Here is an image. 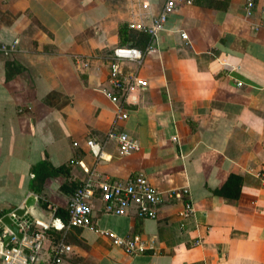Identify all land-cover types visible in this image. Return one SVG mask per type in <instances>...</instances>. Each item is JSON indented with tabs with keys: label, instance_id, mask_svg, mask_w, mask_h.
Returning <instances> with one entry per match:
<instances>
[{
	"label": "crops",
	"instance_id": "crops-1",
	"mask_svg": "<svg viewBox=\"0 0 264 264\" xmlns=\"http://www.w3.org/2000/svg\"><path fill=\"white\" fill-rule=\"evenodd\" d=\"M164 1L0 0V42L15 47L0 53V210L33 194L47 209L24 214L48 220L66 211L90 172H143L164 194L155 219L104 213L96 194V227L138 234L151 247L130 255L97 232L70 228L62 264H264V0H253L249 16L245 0L177 7L138 69L146 87L129 95L128 117L115 122L117 105L101 91L105 56L141 48L147 35L130 24H148ZM122 69L127 76L135 64ZM113 125L139 150L120 155L116 142L103 144ZM91 138L103 144L101 157L86 145ZM41 161L47 175L39 180L31 169ZM231 174L237 181L216 193ZM184 187L194 205L186 221L178 215L186 196H168Z\"/></svg>",
	"mask_w": 264,
	"mask_h": 264
},
{
	"label": "built area",
	"instance_id": "built-area-1",
	"mask_svg": "<svg viewBox=\"0 0 264 264\" xmlns=\"http://www.w3.org/2000/svg\"><path fill=\"white\" fill-rule=\"evenodd\" d=\"M191 3L192 0H165L160 12L148 24H130V29L144 32L148 36V42L143 48L123 45L115 47L106 54L107 83L101 87V91L117 105L115 122L128 117L125 104L129 95L139 89H144L147 85V82L138 76V69L145 56L155 50L153 42L158 32L164 27L177 7L187 6ZM253 5V0H245L243 6L245 15L252 14ZM258 30L260 27L256 25L255 31ZM180 36L187 39L185 32H181ZM14 51V45L0 42V53L10 55ZM127 61L134 63L135 69L125 76L122 65ZM80 63L84 67L88 66L87 60L80 59ZM237 84L241 85V82ZM110 140L116 142L120 155L130 154L140 148L135 138L127 132L117 130L114 125L107 131L103 144ZM173 140H177V137L174 136ZM103 144L92 138L86 140V145L96 157L102 156ZM73 145L77 146L78 142L73 141ZM71 163L79 164L80 161L72 159ZM96 176L90 172L86 179L74 188L66 205V221L54 216V212L50 214L48 220H43L25 214L18 217L12 210L8 214L22 234L21 238H18L1 222L0 218V264H62L64 257L71 250L70 245L65 242V233L70 228H86L97 232L109 238L113 245L120 247L130 255L141 253L147 247H151L138 234L120 236L111 230L96 227L92 216V202L96 194H99L102 203L101 210L104 213L155 219L158 207L164 200L163 192L152 185L143 172H137L123 179H97ZM262 184L264 186V176ZM174 195L186 196L183 206L178 212L181 220L186 221L194 212L188 188L174 189L168 193L170 197ZM49 230L60 232V237L51 240L52 235ZM10 236L11 238L4 245V241Z\"/></svg>",
	"mask_w": 264,
	"mask_h": 264
},
{
	"label": "trees",
	"instance_id": "trees-1",
	"mask_svg": "<svg viewBox=\"0 0 264 264\" xmlns=\"http://www.w3.org/2000/svg\"><path fill=\"white\" fill-rule=\"evenodd\" d=\"M120 33H121V36L123 40H126L125 38V27L121 26L120 27ZM148 42V36L145 38L144 40V43L143 45L141 46V48H143ZM132 46H137V45H134V44H131ZM122 46V45H121ZM46 166H47V163L44 162V161H41L40 163H38L36 166H33L32 169H31V173L33 175V177H35L36 179H42V176L44 175H47L45 172V169H46ZM53 170V168H51ZM60 169V168H59ZM49 174V173H48ZM237 181V177L235 175H229L228 176V179L226 181H224L216 190L215 192L216 193H219V194H224L226 193V189H227V186L231 183V181ZM239 184V183H237ZM62 188L64 189V186H62ZM239 191V190H238ZM238 194V192H237ZM42 207L44 209H47V204L45 202H42L41 203ZM6 212H8V210H5V209H2L0 210V218L2 217L3 214H5ZM54 216L56 217H60L63 221H66L67 219V214H66V211L64 210H61V209H56L54 211ZM50 234L53 236L54 235V238L55 239H58V237H60V232L58 231H54V230H49ZM55 232V233H54Z\"/></svg>",
	"mask_w": 264,
	"mask_h": 264
},
{
	"label": "water",
	"instance_id": "water-1",
	"mask_svg": "<svg viewBox=\"0 0 264 264\" xmlns=\"http://www.w3.org/2000/svg\"><path fill=\"white\" fill-rule=\"evenodd\" d=\"M30 207H37L40 211H43L42 205L39 203L38 199L35 195L30 194L26 200L24 201V204L22 207H17L13 210V213L18 216L22 217L26 210ZM1 222L18 238H21L22 234L18 230V226L16 223L9 217L8 213H5L1 217ZM11 238V236L4 241V245H6L7 241Z\"/></svg>",
	"mask_w": 264,
	"mask_h": 264
}]
</instances>
